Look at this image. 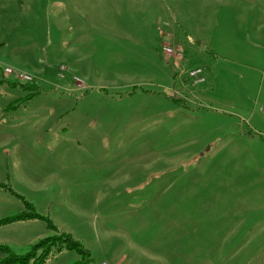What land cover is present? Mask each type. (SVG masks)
<instances>
[{"label": "rangeland", "instance_id": "rangeland-1", "mask_svg": "<svg viewBox=\"0 0 264 264\" xmlns=\"http://www.w3.org/2000/svg\"><path fill=\"white\" fill-rule=\"evenodd\" d=\"M0 83L1 245L264 264V0H0Z\"/></svg>", "mask_w": 264, "mask_h": 264}, {"label": "trees", "instance_id": "trees-1", "mask_svg": "<svg viewBox=\"0 0 264 264\" xmlns=\"http://www.w3.org/2000/svg\"><path fill=\"white\" fill-rule=\"evenodd\" d=\"M25 205L27 208L25 212H22L21 214L13 217H8L6 219L0 220V226L20 221L43 219L47 222L51 230L54 229V225L51 224V221L44 219L45 217L33 212V209L28 202H26ZM64 249L76 251L81 256H85L86 258L88 257V253L84 250L83 246L75 242L70 235H67V237L60 236L45 238L41 240L37 245H35L32 252L23 256L15 254L7 246L0 244V253L5 255L4 259H0V264H45L55 252H61L64 251ZM38 251H41V253L38 254ZM76 264L90 263L81 261Z\"/></svg>", "mask_w": 264, "mask_h": 264}, {"label": "crops", "instance_id": "crops-1", "mask_svg": "<svg viewBox=\"0 0 264 264\" xmlns=\"http://www.w3.org/2000/svg\"><path fill=\"white\" fill-rule=\"evenodd\" d=\"M255 130H257V132H259L260 134L264 135V126L256 125Z\"/></svg>", "mask_w": 264, "mask_h": 264}]
</instances>
